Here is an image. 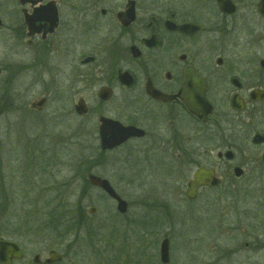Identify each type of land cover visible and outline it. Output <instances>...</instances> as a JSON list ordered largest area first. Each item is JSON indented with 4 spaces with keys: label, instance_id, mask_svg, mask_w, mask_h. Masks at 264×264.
<instances>
[{
    "label": "flooded vegetation",
    "instance_id": "flooded-vegetation-1",
    "mask_svg": "<svg viewBox=\"0 0 264 264\" xmlns=\"http://www.w3.org/2000/svg\"><path fill=\"white\" fill-rule=\"evenodd\" d=\"M17 2L15 54L27 57L26 64L17 68L27 69L31 78L29 86L12 83L0 87V122L11 116L19 119L28 112L49 123L60 120L68 130L75 125L77 134L65 130L68 138L83 137V132H87L85 138H95L94 167L102 163V155L124 147L135 151L140 146V159L147 160L146 165L154 159L167 167L165 158L174 167L194 165L185 190L195 181L199 168L212 170L215 183L205 178L195 197L188 200H195L202 189L218 191V198L240 197L233 181L244 179L246 171L235 161V138H251L261 148L260 156L253 159L255 170L261 169L258 164L264 165V141H253L264 138V131L254 127L264 117L260 113L264 105V0ZM39 82L45 91L37 101L25 103L24 96ZM50 90L60 96V102L69 96L53 115L46 110ZM186 98L199 113L186 105ZM40 99H44L42 105L37 103ZM42 132L36 138H49L48 131ZM99 138L127 139L111 149H101ZM228 150L230 158L225 157ZM202 156L207 163L197 164L196 158ZM236 167L241 169L238 175ZM129 207L127 202V210ZM18 218L12 237L0 233L19 250L9 264H63L68 254L67 235L71 234L67 217ZM58 219L59 223L52 221ZM84 219L87 221L86 216ZM130 222L142 226L138 220ZM81 226L74 227L80 230ZM52 228L56 245L45 247L43 255L29 247L34 242L29 237L45 235ZM116 233L112 239L117 242L120 235ZM147 234L141 232L140 239ZM91 250L98 252L97 247ZM51 251L60 254V259L48 262ZM141 255L139 250L137 256ZM135 261L125 258L124 263Z\"/></svg>",
    "mask_w": 264,
    "mask_h": 264
},
{
    "label": "rangeland",
    "instance_id": "rangeland-1",
    "mask_svg": "<svg viewBox=\"0 0 264 264\" xmlns=\"http://www.w3.org/2000/svg\"><path fill=\"white\" fill-rule=\"evenodd\" d=\"M18 14L17 0H0V87L30 85L29 71L17 68L27 59L15 54L13 31ZM42 83L24 96L25 103L40 98L45 91ZM47 96L46 110L52 115L69 98L60 102V96L51 90ZM260 113H264V105ZM34 116L28 112L19 119L11 116L0 122V233L12 237L19 216L48 214L53 207L61 214L64 206L71 212L79 203L87 221L80 230L69 228L63 264H122L125 258L136 260V264L137 260L162 264L159 246L164 238L169 241V261L163 264H264V165L258 164L261 169L255 170L253 159L260 156L261 148L254 146L251 138H235L233 146L235 161L246 171L244 179L233 181L242 193L239 198H218V191L202 189L195 200H188L183 192L194 165L174 167L169 158L163 159L167 167L154 159L146 165L138 146L135 151L124 147L102 155V163L94 167L95 138H85L87 132H83L84 138H68L69 131L77 134L75 125L68 130L60 120L49 123ZM254 127L264 131V117ZM43 130L49 132V138H36ZM196 163L206 164L207 160L197 157ZM89 166L129 202L124 216L116 212L114 201L89 186L88 180L83 181ZM130 220H138L142 226ZM88 226L95 231L91 237ZM115 231L120 235L117 242L112 239ZM145 231L148 234L140 239ZM44 234L29 237L34 241L29 247L41 255L57 240L53 230ZM91 247H97L98 252L94 254ZM139 250L141 256H137Z\"/></svg>",
    "mask_w": 264,
    "mask_h": 264
},
{
    "label": "water",
    "instance_id": "water-1",
    "mask_svg": "<svg viewBox=\"0 0 264 264\" xmlns=\"http://www.w3.org/2000/svg\"><path fill=\"white\" fill-rule=\"evenodd\" d=\"M21 4H25L27 0H20ZM24 22L29 27L30 20L29 16L25 13L24 15ZM2 24V19L0 17V25ZM38 105H42L44 103V99H40L38 102ZM186 105L194 112L199 113V111L195 110L193 107L192 102H190L187 98L185 99ZM129 128V127H128ZM130 129V128H129ZM132 129V128H131ZM100 139V147L101 149H111L123 141H125L127 138H99ZM254 142H263L264 138H253ZM232 156V152L230 150L225 152V157L230 158ZM241 169L239 167L235 168V173L238 175L240 173ZM205 178H211L212 177V170H205L204 168H199L195 174V181L189 182L187 184V188L184 192V196L186 199H193L196 194V189L199 185L203 183V180ZM87 180L88 182L95 187L100 188L103 192H105L110 198H112L115 201V208L118 213H125L127 210V202L115 191V189L111 186L110 182L103 177H100L98 175H95L93 173L87 174ZM212 183H215V180H213ZM94 208L90 209V213H93ZM169 243L168 239L164 238L162 239L160 246H159V255H160V261L162 263H167L169 260ZM18 257L19 256V250L15 243L9 240H5L0 237V261L9 264L11 257ZM50 259L47 260L48 262H52L55 260L60 259V254L51 251L49 253Z\"/></svg>",
    "mask_w": 264,
    "mask_h": 264
},
{
    "label": "trees",
    "instance_id": "trees-1",
    "mask_svg": "<svg viewBox=\"0 0 264 264\" xmlns=\"http://www.w3.org/2000/svg\"><path fill=\"white\" fill-rule=\"evenodd\" d=\"M85 170L88 172L91 170V167L89 166ZM82 179L85 183L87 182V178L82 177ZM52 209L50 208V210L48 212L49 215L58 216V217H60V216H63V217L66 216L67 217L66 223L68 224V231H69V228H71V229L74 228V230H77L78 228H76L74 226L77 225L79 227L80 225H84V223L86 222L84 219V217H85L84 210L82 209V207L79 203H78V206H76L75 210H71V212L69 211L68 206H66V208L64 206V208L62 209L63 212L61 214H60V211H57V210L53 211ZM63 213H65V215H63ZM52 221H56L55 223H59V219L58 220H52ZM55 223L51 222V224H53V225H55ZM86 228H87V226H86ZM54 229L55 228H52L53 231H54ZM87 234L89 236H93L95 234V231L92 229L91 226H88Z\"/></svg>",
    "mask_w": 264,
    "mask_h": 264
}]
</instances>
